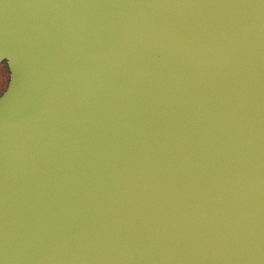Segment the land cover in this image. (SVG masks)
<instances>
[{"label":"water","instance_id":"1","mask_svg":"<svg viewBox=\"0 0 264 264\" xmlns=\"http://www.w3.org/2000/svg\"><path fill=\"white\" fill-rule=\"evenodd\" d=\"M0 264H264V0H0Z\"/></svg>","mask_w":264,"mask_h":264},{"label":"rangeland","instance_id":"2","mask_svg":"<svg viewBox=\"0 0 264 264\" xmlns=\"http://www.w3.org/2000/svg\"><path fill=\"white\" fill-rule=\"evenodd\" d=\"M9 70L5 61L0 63V94L5 90L9 81Z\"/></svg>","mask_w":264,"mask_h":264}]
</instances>
